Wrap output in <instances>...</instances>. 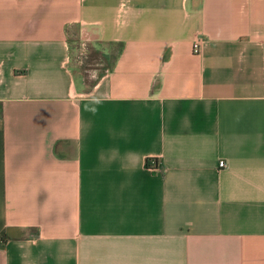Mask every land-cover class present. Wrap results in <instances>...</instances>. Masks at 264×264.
Segmentation results:
<instances>
[{
    "label": "crops",
    "instance_id": "obj_1",
    "mask_svg": "<svg viewBox=\"0 0 264 264\" xmlns=\"http://www.w3.org/2000/svg\"><path fill=\"white\" fill-rule=\"evenodd\" d=\"M0 264H264V0H0Z\"/></svg>",
    "mask_w": 264,
    "mask_h": 264
},
{
    "label": "rangeland",
    "instance_id": "obj_2",
    "mask_svg": "<svg viewBox=\"0 0 264 264\" xmlns=\"http://www.w3.org/2000/svg\"><path fill=\"white\" fill-rule=\"evenodd\" d=\"M73 49V48H72ZM74 50V49H73ZM107 64V62L105 60H101V61H96L94 64L90 63L87 64L83 62L82 66L84 67H88L86 70V73L92 71L95 72V76H87L88 79L90 80V82L94 81V77L96 78L100 73H102V71L105 70V65Z\"/></svg>",
    "mask_w": 264,
    "mask_h": 264
},
{
    "label": "built area",
    "instance_id": "obj_3",
    "mask_svg": "<svg viewBox=\"0 0 264 264\" xmlns=\"http://www.w3.org/2000/svg\"><path fill=\"white\" fill-rule=\"evenodd\" d=\"M201 46H202L201 39H200V38L195 39V41L193 42V51H194L195 53L200 52V50H201ZM226 164H227V161H226L225 159H221V160L219 161V165H220L221 167L226 166Z\"/></svg>",
    "mask_w": 264,
    "mask_h": 264
},
{
    "label": "trees",
    "instance_id": "obj_4",
    "mask_svg": "<svg viewBox=\"0 0 264 264\" xmlns=\"http://www.w3.org/2000/svg\"><path fill=\"white\" fill-rule=\"evenodd\" d=\"M150 162H151V159H150V158H148V159H147V163H150Z\"/></svg>",
    "mask_w": 264,
    "mask_h": 264
}]
</instances>
